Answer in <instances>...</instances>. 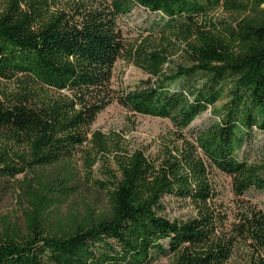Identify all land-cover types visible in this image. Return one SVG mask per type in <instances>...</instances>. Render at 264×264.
Listing matches in <instances>:
<instances>
[{
  "label": "trees",
  "instance_id": "obj_1",
  "mask_svg": "<svg viewBox=\"0 0 264 264\" xmlns=\"http://www.w3.org/2000/svg\"><path fill=\"white\" fill-rule=\"evenodd\" d=\"M138 7L181 35L185 63L166 68L161 45L127 48L119 20ZM217 9L242 17L216 20ZM119 58L147 77L116 93ZM113 100L168 119L172 135L155 156L124 151L102 171L92 184L105 207L63 213L107 151L91 125ZM254 130L264 133V0H0V181L32 173L22 221H1L0 264H264V212L241 200L264 191V155L244 151ZM214 172L238 199L231 220ZM172 201L190 213L170 217Z\"/></svg>",
  "mask_w": 264,
  "mask_h": 264
},
{
  "label": "rangeland",
  "instance_id": "obj_2",
  "mask_svg": "<svg viewBox=\"0 0 264 264\" xmlns=\"http://www.w3.org/2000/svg\"><path fill=\"white\" fill-rule=\"evenodd\" d=\"M211 17L216 20L234 22L242 17V13L228 12L223 9L213 11ZM159 13L150 12L141 7L135 8L130 14L119 20L120 29L127 45V48L142 45L153 47L161 45L170 54L166 68L185 63L186 46L179 33L165 29ZM147 75L131 62L119 58L115 61L112 69L111 87L116 93L132 89L139 81ZM222 102H218L219 107ZM213 119L210 110H207L194 119L186 133L193 132ZM172 125L168 119L151 117L148 115L131 112L113 100L96 117L91 125V130L98 131L106 137L107 151L101 154L96 164L92 167V173L88 178L82 174L77 181L76 190L61 211L68 212L74 208L80 211L84 204H90L92 208L99 209L106 205L105 195L97 190L92 184L103 176L105 168L113 169L116 157H120L124 151L141 149L146 155L155 156L159 145L172 135ZM245 155L249 161L260 160L264 155V133L253 131V136L244 147ZM32 173L25 171L16 175L13 179L0 181V231L1 221L9 223L22 221L24 204L20 197V185L24 179H30ZM213 179L215 188L219 191V200L226 209L228 220H231V213L235 211L238 199L234 197L230 178L222 173L214 172ZM242 201L257 206L264 212V191L250 189L241 198ZM170 217L176 216L185 218L190 212L186 206L172 201L170 206ZM150 264H171L170 256H158ZM227 264H242V259L237 255Z\"/></svg>",
  "mask_w": 264,
  "mask_h": 264
}]
</instances>
